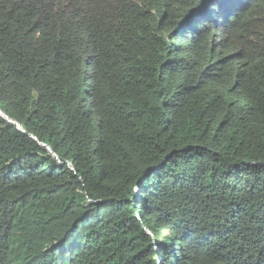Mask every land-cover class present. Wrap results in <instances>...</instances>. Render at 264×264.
I'll use <instances>...</instances> for the list:
<instances>
[{
    "label": "trees",
    "instance_id": "16d2710c",
    "mask_svg": "<svg viewBox=\"0 0 264 264\" xmlns=\"http://www.w3.org/2000/svg\"><path fill=\"white\" fill-rule=\"evenodd\" d=\"M0 111V264H264V0H0Z\"/></svg>",
    "mask_w": 264,
    "mask_h": 264
},
{
    "label": "water",
    "instance_id": "95a60500",
    "mask_svg": "<svg viewBox=\"0 0 264 264\" xmlns=\"http://www.w3.org/2000/svg\"><path fill=\"white\" fill-rule=\"evenodd\" d=\"M0 115L4 118V119H6L7 121H9V122H11V123H14V121H12L11 119H9L5 114H3L1 111H0ZM17 127H18V129H20L21 131H24L21 127H20V125H18L17 124ZM32 136V135H31ZM34 139H35V137H33ZM42 145H45L44 143H42V142H40ZM45 147L46 148H48L49 149V147L47 146V145H45Z\"/></svg>",
    "mask_w": 264,
    "mask_h": 264
},
{
    "label": "bare ground",
    "instance_id": "6f19581e",
    "mask_svg": "<svg viewBox=\"0 0 264 264\" xmlns=\"http://www.w3.org/2000/svg\"><path fill=\"white\" fill-rule=\"evenodd\" d=\"M48 149V148H47ZM48 150H50V149H48Z\"/></svg>",
    "mask_w": 264,
    "mask_h": 264
},
{
    "label": "clouds",
    "instance_id": "9594fccd",
    "mask_svg": "<svg viewBox=\"0 0 264 264\" xmlns=\"http://www.w3.org/2000/svg\"><path fill=\"white\" fill-rule=\"evenodd\" d=\"M16 126H17V124H16ZM18 128V127H17Z\"/></svg>",
    "mask_w": 264,
    "mask_h": 264
}]
</instances>
